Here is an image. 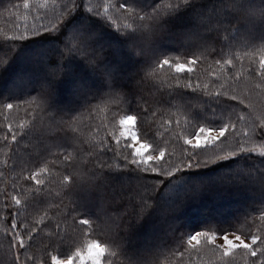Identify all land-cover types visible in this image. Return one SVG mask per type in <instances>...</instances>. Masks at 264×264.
Listing matches in <instances>:
<instances>
[{
  "label": "snow or ice",
  "instance_id": "6c2138e0",
  "mask_svg": "<svg viewBox=\"0 0 264 264\" xmlns=\"http://www.w3.org/2000/svg\"><path fill=\"white\" fill-rule=\"evenodd\" d=\"M20 7L9 2L3 11L12 15ZM39 7L47 9L48 0ZM23 8L29 10V0ZM180 9L187 15L173 28L167 17ZM34 19L47 22L0 35L8 57L0 72L24 42H42L19 73L35 76L30 90L0 94V111L28 106L31 123L8 124L0 139L9 159L29 137L44 154L43 163L14 159L0 170V180L15 173L0 186V264H171V258L184 264L188 248L196 264H264V100H252L253 93L264 97V0H152L147 7L138 0H52L51 18L46 11ZM257 46L261 55L247 69L253 85L244 94L232 86L241 78L234 71L238 52ZM213 66L220 73L202 82L201 69ZM101 111L106 120L95 124ZM85 117L94 135L103 131L98 140L76 127ZM49 156L58 166L47 164ZM226 160L236 166L214 190L244 195L240 210L224 227L179 233L163 251L126 255L102 221L82 214L73 199L97 169L121 161L174 177ZM206 190L194 182L181 203ZM141 204L143 211L146 196ZM117 236L122 240L119 230Z\"/></svg>",
  "mask_w": 264,
  "mask_h": 264
},
{
  "label": "trees",
  "instance_id": "16d2710c",
  "mask_svg": "<svg viewBox=\"0 0 264 264\" xmlns=\"http://www.w3.org/2000/svg\"><path fill=\"white\" fill-rule=\"evenodd\" d=\"M100 1L103 2V0ZM9 2L21 5L19 9L11 10L12 15L3 11V7ZM43 2L44 0H29L30 8L26 11L23 8V0H2V2H0V35H3V33L13 35L15 34L17 27L23 31L25 26H15V22L23 21L25 16L34 19L35 16H43L47 11L49 18H51L52 0H48L47 9L39 7ZM57 2H59V0H57ZM138 2L140 6L147 7L151 4L152 0H138ZM186 15L187 10L180 9L179 11L169 13L167 19L170 21L173 28H179L180 26L178 27L177 25V22L180 21L179 18ZM96 19L99 18L97 17ZM34 20H36V22H33L32 24L36 25H39L41 22H47L46 20ZM12 22H14V24ZM28 27L31 28L32 26ZM110 31L115 30L111 29ZM39 46H42V42H24L23 45L16 50L7 69L0 72V83L4 81L5 78L9 79L11 76L19 77L20 70L36 55L37 51L35 52L34 49ZM238 55L240 59L236 61V69L234 71H241V78L232 86L237 90L244 87L240 92L248 94L247 87H252L253 85V81L249 79L247 74L249 61L253 58V63L258 61L261 51L259 46H257L255 50L251 48H241L239 49ZM22 58H25L26 60L19 62ZM7 59L8 57H6L3 52H0V65H3ZM220 71V68L216 66L201 69L202 82L210 83L211 74H219ZM164 74L165 73H162V75ZM224 75H229L227 70H224ZM22 80L24 83L22 89L19 91L8 93L0 92V94L17 96L28 92L34 83L35 76L28 80L19 79V83H22ZM252 95L258 100L257 103H259L261 99L264 100L263 97L261 98L255 93ZM31 112L32 109L25 105L14 107L10 111H0V137H3L6 134L5 128L8 124H11L13 129H17L21 123H23L25 127H28L31 123ZM108 115L110 116V114ZM104 120H106L105 111L96 113L95 124H99ZM88 125L89 121L87 117L76 125L80 134L86 139L98 140L100 136H103V131L100 132L99 136L94 135L95 127L93 126V128L90 129ZM136 130L139 129L137 128ZM14 147L16 148V155L13 156L12 159H9L11 154L9 153L8 148L4 146L3 140L0 139V170L7 171L4 168V162L7 161V164L10 167L14 159H20L22 161L30 159L33 162L39 161L43 163L44 154L41 151L43 150V145L42 143L37 142L36 139L31 137L23 139ZM53 151H55V149H53ZM53 163L57 166L59 164L58 161L54 160V157H47V164L51 165ZM236 163L237 161L235 160H226L207 168L186 170L174 177H165L151 171H143L135 165L124 164L121 161V166L118 168L105 167L97 169L91 183L82 185L80 189L74 192L73 199L82 214L94 220L99 219L102 221L103 226L108 230L109 236L113 240H116L118 244L122 245L125 254L135 258L134 255H136V250L132 247L133 243L129 242L128 239H131L135 225L138 224L139 227H145L153 217L157 218L158 221L160 219L158 223L159 227L161 229H166L168 234L162 242L161 240L159 241V247L154 251L149 250L146 253L167 249L173 243L174 238L181 232L200 230V228L205 225L217 224L221 227L226 226L232 219L233 215L240 210L238 206L244 203L245 197L239 199L238 195L221 196L214 190V185L221 177L226 176L229 169L234 168ZM29 166L35 167V163H32ZM51 170L54 177L52 185H56L54 191H59L58 181L60 180V176L58 174V167H52ZM213 173H217V175L215 177L207 178L204 182V184L208 186V190L204 191L194 199H189L186 202L181 203L186 191L189 186L193 185L194 181L197 182L198 179ZM14 175L15 173L7 174L3 180H0V186L4 183H10L12 176ZM112 176L124 177L126 180H129V182L147 188L152 192L140 194L136 189L133 190L129 188L125 193L114 192L113 194L112 192L111 196L108 190L114 185L111 181ZM142 196H146L148 199V206L143 207V211H141ZM95 201H97L96 205L94 204ZM100 201L105 203V208H101ZM92 202L95 206V211L88 208L89 204H92ZM164 205L166 206L164 207ZM104 211H106V215ZM225 211L229 212V214H222ZM215 212H221L222 215L217 218L214 216ZM118 230L122 233V240L117 236ZM69 231H71V229H69ZM77 239L84 240L85 238L77 237ZM189 255H191V262H189ZM204 258L206 259L207 257ZM196 261L197 257L195 252L189 248L185 252L184 264H196ZM171 264H176V258H171Z\"/></svg>",
  "mask_w": 264,
  "mask_h": 264
},
{
  "label": "rangeland",
  "instance_id": "374dc122",
  "mask_svg": "<svg viewBox=\"0 0 264 264\" xmlns=\"http://www.w3.org/2000/svg\"><path fill=\"white\" fill-rule=\"evenodd\" d=\"M96 2L97 1L93 0V3H96ZM33 22H36V20L27 17V20H25V18H24L23 21H21V22H19V21L17 23L15 22V26H22V27H24L25 25L33 26L34 25V24H32ZM12 23L14 24V22H12ZM177 25H178V27L179 26L182 27V24H181L180 21L177 22ZM40 48H41V46L35 48L34 49L35 52L36 51L38 52ZM24 60H26V59L22 58L19 62L24 61ZM19 79L20 78L15 77V76H11L9 79L5 78L4 81H2L0 83V92L1 93L16 92V91H19L20 89H22V86H23L24 82L22 80L21 81L22 83H19ZM243 88L244 87L240 88L238 91L243 90ZM250 88H251V86L247 87V91L248 92H249ZM252 100H253L254 103H257V101H258L256 99V97H254L253 95H252ZM216 175H217V173L209 174V175H207L205 177H202V178L198 179L197 182L204 183L207 180V178L215 177ZM111 181L114 183L113 187L112 188L110 187L109 188L110 190H108L109 194L111 196H112V192H113V194H114V192L115 193H125V192H127L126 190L129 189V188L133 189V190L136 189L140 194L151 193L152 192V191L148 190L147 188H143L142 186H137V184L135 185V183L129 182V180H126L124 177L112 176L111 177ZM243 197H245V196L242 195V194L238 195L239 199H243ZM94 204L96 205L97 201H95ZM94 204L92 202V204H89L88 208L94 210V208H95ZM104 205H105V203L100 201L101 208L102 207L105 208ZM165 206L166 205H164V207ZM104 212H105V215H106L107 214L106 211H104ZM222 214L228 215L229 212L225 211ZM222 214H221V212H215L214 216L219 218ZM157 215H160V214H157ZM103 216H104V213H103ZM159 221H160V219H159ZM159 221H158L157 218L153 217V219L150 222H153L154 224L149 222V224H147L145 227H139L138 224L135 225L132 237H131V239H128V241L133 243L132 247L134 248V250H136V252H135L136 255L144 254V253L148 252L149 250H153L154 251L157 247H159V245H160L159 241L161 240V242H162L164 240V238L166 237L168 232H167L166 229H161L159 227V225H158ZM86 239L87 238H85L84 240H86ZM136 255H134V257Z\"/></svg>",
  "mask_w": 264,
  "mask_h": 264
}]
</instances>
